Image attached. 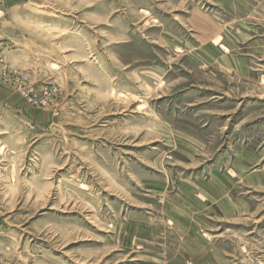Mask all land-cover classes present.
Wrapping results in <instances>:
<instances>
[{"label":"rangeland","instance_id":"rangeland-1","mask_svg":"<svg viewBox=\"0 0 264 264\" xmlns=\"http://www.w3.org/2000/svg\"><path fill=\"white\" fill-rule=\"evenodd\" d=\"M0 264H264V0H0Z\"/></svg>","mask_w":264,"mask_h":264}]
</instances>
